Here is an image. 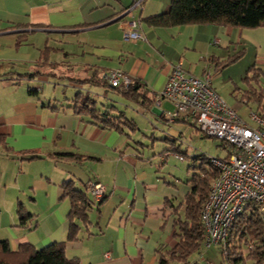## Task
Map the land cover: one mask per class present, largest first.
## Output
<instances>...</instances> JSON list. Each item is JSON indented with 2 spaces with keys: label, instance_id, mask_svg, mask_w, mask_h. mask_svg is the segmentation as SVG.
<instances>
[{
  "label": "crops",
  "instance_id": "crops-1",
  "mask_svg": "<svg viewBox=\"0 0 264 264\" xmlns=\"http://www.w3.org/2000/svg\"><path fill=\"white\" fill-rule=\"evenodd\" d=\"M169 4L170 0H0V136L4 137L0 204L12 205L4 211L6 223L1 219L0 240L6 239L11 248L21 242L36 248L63 242L65 256L79 264H157V248L176 244L174 209L190 191L186 180L199 170L196 155L189 154V163L180 145L163 146L158 154L151 148L148 153L141 140L158 129L167 141L177 132L181 136L178 127L194 125L181 117L168 121L163 105L168 109L172 105L157 96L177 62L196 76L208 72L211 79L213 57L228 52L236 37L264 54V26L146 23ZM128 31L144 38L126 37ZM31 35H40L42 41L28 40ZM260 66L262 71L255 73L264 79V60ZM111 69L142 84L141 94L124 96L128 100L121 97L139 117H127L120 110L135 125L130 131L122 122L120 130L105 128L91 115L74 111L77 91L100 86L87 79ZM257 79L243 105L253 101L255 113L264 117V81ZM211 85L217 92L212 80ZM104 88V94L107 89L115 91ZM71 89L77 91L66 94ZM232 108L237 112L241 106ZM169 125L174 131L167 132ZM67 180L89 198L86 217L76 220L78 231L72 240L67 239L71 203L60 195ZM90 180L105 187L100 200L86 187ZM19 203L28 213L23 221Z\"/></svg>",
  "mask_w": 264,
  "mask_h": 264
},
{
  "label": "trees",
  "instance_id": "trees-1",
  "mask_svg": "<svg viewBox=\"0 0 264 264\" xmlns=\"http://www.w3.org/2000/svg\"><path fill=\"white\" fill-rule=\"evenodd\" d=\"M145 21L151 26L217 24L238 28H256L264 26V0H170L166 10L146 18ZM20 37L22 36H19V40ZM253 77L256 78L257 74L254 73ZM87 80L91 84L110 87L131 99L133 95L141 94L142 84L137 80H133V83L127 86H112L96 75V72ZM72 101H74L76 113L91 115L105 128L120 130V122L131 129L135 128L133 121L127 119L122 111L114 114L116 107L113 104L105 106L102 102V107H98L96 100L82 91H77ZM3 140L4 137L0 136L2 145H4ZM58 155L80 157L72 152H59ZM195 158L200 159L197 165L199 170L186 180L190 191L180 205L174 209L176 213L173 224L177 242L168 249L157 248V264H191L190 255L198 252L203 245L204 230L200 212L207 198L210 184L218 175V170L209 163L206 156L196 155ZM60 195L68 197L71 203V209L67 215V239L72 240L78 231L76 220H84L86 217L89 198L82 190L75 188L71 180L61 184ZM18 206L17 212L23 221L28 213L20 203ZM179 208L182 213L178 212ZM225 243V250L220 248L223 264H235L237 261L246 264L247 260H251V264H264V232H262L256 207L243 210L235 218L228 228ZM249 244H252L251 248ZM0 264H79V261L65 256L63 242H52L39 248L28 242H21L13 249L6 239H2L0 240Z\"/></svg>",
  "mask_w": 264,
  "mask_h": 264
},
{
  "label": "built area",
  "instance_id": "built-area-1",
  "mask_svg": "<svg viewBox=\"0 0 264 264\" xmlns=\"http://www.w3.org/2000/svg\"><path fill=\"white\" fill-rule=\"evenodd\" d=\"M125 36L144 38L137 31H128ZM217 41L213 39V43ZM99 74L112 86L133 83L131 77L118 69ZM157 97L172 105L170 111H165L168 121L180 117L190 120L204 134L232 147L227 157H206L218 170V175L210 184L200 212L203 245H220L225 250L230 224L250 207H256L264 232V117L251 112L250 118L255 125L245 123L214 90L210 73L196 76L185 71L181 62L172 66ZM86 187L95 200H100L105 194V187L99 182L90 180Z\"/></svg>",
  "mask_w": 264,
  "mask_h": 264
},
{
  "label": "rangeland",
  "instance_id": "rangeland-1",
  "mask_svg": "<svg viewBox=\"0 0 264 264\" xmlns=\"http://www.w3.org/2000/svg\"><path fill=\"white\" fill-rule=\"evenodd\" d=\"M33 39L34 42H41V36H28V40ZM52 45V43H49ZM43 43L40 45L42 46ZM220 51V57H213L214 61L211 65L210 72L212 74L211 80L213 81V85L217 89V92L221 96V98L231 107L238 106L241 108L237 110V112L242 116V118L248 122L250 126H253L255 123L250 118L249 113L255 112V104L253 101H249L250 103L244 104L246 100V95L249 94V90L251 86L256 85L255 81L258 77L254 78L255 71L258 72L259 69L262 71V66H260V62L264 60V54H259L248 42L244 40H239L236 37L233 42L229 46L228 52ZM211 57V56H210ZM209 57V58H210ZM251 68V70H250ZM262 76V75H261ZM260 81H264V79H257ZM264 83V82H262ZM261 83V84H262ZM93 89H87L85 86L81 91L83 93H88L89 96L96 100V105L98 107H102V102L105 106H109L110 104L115 105L116 111L123 110L127 117L135 116L136 108L134 106H126L127 102L124 100H128L120 93H117L111 89H107L106 94H104V86H93ZM77 89H71L66 91V94L73 95ZM103 91V92H101ZM123 97V99H121ZM63 99V97H61ZM164 111H170L169 105L165 103L163 105ZM243 112L245 114L243 115ZM138 124L142 123L139 120ZM192 122V121H190ZM145 124V123H144ZM193 126L189 124H184V126L178 127L177 130L181 128V136L179 137L178 132L173 135V138H168L165 141L163 134L158 130L154 129V135L150 138L143 139V142L149 149L148 153H151L150 150L153 148L156 154L163 149V146L170 147L173 145L179 146L182 149L186 150L187 160L191 163V157L189 154L194 153L195 155H204L206 157H224L229 152H232V147L222 143L219 139L208 136L204 134L201 130H199L198 126L192 122ZM169 129L167 132H171L172 125L167 126ZM127 131H130V127L127 128ZM176 130V131H177ZM174 131V130H173ZM150 135V134H149ZM134 137L137 136V133L134 132ZM194 162L199 164L200 159H196ZM196 163V164H197ZM207 166V164L205 163ZM12 205L8 203L0 204V208L2 209V214L0 215V223L1 219L4 223L8 217H6L5 212L9 210ZM249 210V209H248ZM5 211V212H4ZM2 231L0 230V234ZM220 245H213L210 247H206L204 245L201 246L198 252H195L190 255L189 262L191 264H223L220 255ZM251 260H247L246 264H251ZM235 264H243L241 261H237Z\"/></svg>",
  "mask_w": 264,
  "mask_h": 264
}]
</instances>
